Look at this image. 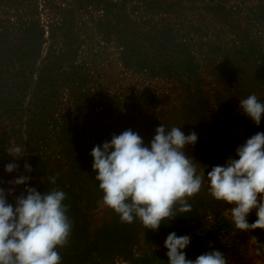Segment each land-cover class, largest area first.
Wrapping results in <instances>:
<instances>
[{"label": "trees", "instance_id": "obj_1", "mask_svg": "<svg viewBox=\"0 0 264 264\" xmlns=\"http://www.w3.org/2000/svg\"><path fill=\"white\" fill-rule=\"evenodd\" d=\"M260 28L264 0H0V189L11 204L5 183L22 174L30 177L23 184L26 194L30 187L43 195L57 186L66 193L64 203L77 230L59 250L62 264H83L89 257L97 264L118 245L126 246L129 264H169L168 250L152 244H164L173 232L191 237L184 251L195 260L209 251L222 252L218 239L231 231L245 233L217 212L211 224L200 225L203 203L194 198L190 212L177 211L158 230L146 229L139 218L122 223L105 206L112 219L89 239L85 218L103 201L92 149L129 129L151 149L160 124L151 122L143 136L135 95L120 88L109 92L103 63L146 81L142 90L151 102L159 101L151 81L163 80L180 89L187 117L218 120L230 96L264 93ZM250 121L264 132V116L258 126ZM203 130H210L208 140L214 144L220 140L213 124ZM210 144L198 138L193 157L199 165H224L230 154L217 156L216 144ZM14 146L24 156L10 155L7 150ZM8 164L17 167L9 173ZM57 174L52 185L48 177ZM256 219L253 212L249 223ZM194 221L199 226L191 231L188 224ZM140 233L149 249L136 257L132 246ZM249 234L264 242V230Z\"/></svg>", "mask_w": 264, "mask_h": 264}, {"label": "clouds", "instance_id": "obj_2", "mask_svg": "<svg viewBox=\"0 0 264 264\" xmlns=\"http://www.w3.org/2000/svg\"><path fill=\"white\" fill-rule=\"evenodd\" d=\"M240 107L257 126L261 123L264 103L255 94L240 99ZM167 129L164 125L156 129L151 149L130 129L113 135L102 148L97 145L92 149L104 206L118 214L122 223L131 224L139 218L146 229L158 230L162 222L174 219L177 211L190 212L189 200L207 185L212 198L229 206L224 218L236 229L251 234L264 230V132L248 138L224 165L212 167L205 176L184 151L187 145L197 143V134L185 135L176 126ZM7 151L17 158L24 156L20 146ZM16 167L8 164L6 171L11 173ZM25 168L31 171L30 165ZM57 178L58 174L48 180L55 185ZM29 179L21 177L14 183L25 184ZM26 192L14 208L0 189V264H62L59 250L68 246L73 229L69 206L64 203L66 193L58 186L43 195L31 187ZM253 212L257 219L249 223ZM252 237L256 255L264 257V242ZM190 243V236L170 233L165 240L169 264H228L218 250L187 259L184 250Z\"/></svg>", "mask_w": 264, "mask_h": 264}, {"label": "rangeland", "instance_id": "obj_3", "mask_svg": "<svg viewBox=\"0 0 264 264\" xmlns=\"http://www.w3.org/2000/svg\"><path fill=\"white\" fill-rule=\"evenodd\" d=\"M231 2L237 0H230ZM264 35V29H259ZM103 72L106 76V88L109 92L116 90L118 88L123 89L124 91L130 92V95H135L136 102L140 105V114L141 119V129L143 136L146 135L149 124L153 121H156L159 124V127L164 125L167 128L173 126L180 127L181 131L188 135L191 132H195L198 138H201L203 143H211V145L217 146L214 148V153L216 155H229L234 156L235 150L243 145L248 138L258 133V130L255 126L248 125L251 120L246 114L243 113L240 107V99H245V96L240 97L239 95H233L228 98V101L225 103L227 110L223 113L224 116L212 117L210 115H204L203 117H198L196 119L193 116L187 117V114L184 113V108L182 106L180 89L177 88L174 90L172 88V83L166 81L153 80L150 83V89H155L159 93V101L157 103L151 102L148 99L147 93L142 89L146 84V81L141 80L138 77H132L130 74L125 73L121 74V70L118 69L115 64L111 62L103 63ZM212 93V91H210ZM258 95V96H257ZM258 99L264 103V93L257 94ZM179 97V98H178ZM185 102V100H184ZM222 118V119H220ZM219 119L223 120L221 126L219 125ZM201 123L202 125H199ZM251 123V121H250ZM213 124L216 129V133L220 135V140L214 141L208 140L211 136L208 134L210 130H203V125ZM193 148L194 146L189 144L185 147V154L194 160L197 163L198 172L204 171L205 176L207 172L211 171L214 167L210 163H202L193 157ZM220 151V152H219ZM204 153V152H203ZM238 159V157H236ZM227 162V161H226ZM21 177H28L21 174ZM17 179L16 176H13L10 181L5 183L6 187H10L12 202L11 205L15 208L17 199L27 194L23 189V184L17 185L14 181ZM194 199H201L203 205L200 207V215L204 218L199 221L200 225H209L214 220V212L218 213L219 218H224L225 210L229 207L228 205L216 201L208 194L207 185H205L202 191L194 197ZM204 205L206 206L204 210ZM110 213H107L106 207L103 204V201L99 202L97 208L90 210L86 215V234L89 239L94 238L95 235H98L100 228L103 226V223H107L111 220ZM191 231H196L198 229V224L196 221L190 222L188 224ZM77 229L73 227L72 232L74 233ZM219 242L222 245V253L228 261V264H264V257H259L256 255V245L253 242V237L249 233H239L236 231H231L228 235L220 237ZM80 241V240H79ZM81 242V241H80ZM82 243V242H81ZM119 248L113 251L110 254H104L97 258V264H129L127 259V254H125V245H118ZM152 247L155 249L166 251L165 243L162 245L152 244ZM134 256L138 257L139 254L146 252L149 249L148 244L143 233H140L138 239L132 246ZM95 253L92 254L94 256ZM89 257L87 260L83 261V264H93Z\"/></svg>", "mask_w": 264, "mask_h": 264}]
</instances>
